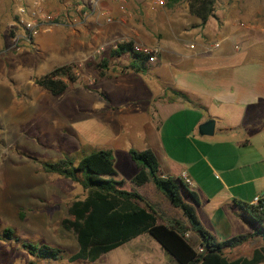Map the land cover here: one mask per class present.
I'll list each match as a JSON object with an SVG mask.
<instances>
[{"label": "crops", "instance_id": "crops-1", "mask_svg": "<svg viewBox=\"0 0 264 264\" xmlns=\"http://www.w3.org/2000/svg\"><path fill=\"white\" fill-rule=\"evenodd\" d=\"M76 1L60 8L63 16L55 14L60 26L67 29L46 34L60 31L62 39H75L74 33L84 39H76L78 49L65 46L63 41L50 42L53 60L64 61L71 49L72 54L83 56L114 39L120 41L123 35L133 44L160 50L154 63L138 59L145 67L141 72L129 67L136 62L130 53L114 57L131 71L99 79L92 100L93 122L103 131L115 132L114 139L130 136L133 142L137 138V151L148 149L154 154L162 178H179L184 172L190 180L188 190L197 197L196 218L215 240L252 233L253 222L242 205L250 206L254 196L264 193V60L246 54L264 46V0H214L219 11L213 10L204 23L189 14L185 1L168 7L165 0L162 5H155V0H114L109 11L103 3L96 7L98 0ZM126 2L130 4L125 6L129 28L124 33L111 26L80 29L85 21H97V8L105 10L102 15L114 16L116 9L124 10ZM11 18V0H0V31L7 30ZM138 18L151 21L144 20L140 30L130 22ZM150 22L153 25H147ZM114 23L120 25L118 20ZM40 34L43 32L33 39L30 49L38 51ZM213 43L218 47L213 48ZM207 120L214 122L212 135L201 136L198 126ZM98 145L111 152L110 146ZM134 190L161 216L159 223L186 225L182 213L150 183ZM261 225L264 228V209ZM189 235L191 232L184 234L186 238ZM192 241L197 243L195 236ZM150 245L141 241L128 257L140 262L126 264H175ZM260 247V238L254 236L225 250L223 256L227 261L248 259ZM257 264H264V260Z\"/></svg>", "mask_w": 264, "mask_h": 264}, {"label": "rangeland", "instance_id": "rangeland-1", "mask_svg": "<svg viewBox=\"0 0 264 264\" xmlns=\"http://www.w3.org/2000/svg\"><path fill=\"white\" fill-rule=\"evenodd\" d=\"M183 1L188 7V2ZM67 2L73 6L77 1L43 0V6L60 17L64 15V10L60 8ZM114 2L98 0L96 7H101L103 3L102 6L108 10ZM126 5L130 6L126 2L124 10L119 12L116 9L118 14L114 16L102 15L105 10L101 8L94 9L98 13L97 21H85L80 29L84 31L87 28L91 30L92 27L96 29L111 26L118 33H124L129 28L126 24ZM215 5L213 3L212 11H219ZM105 18L110 21L105 22ZM115 20L120 25L115 24ZM144 20L149 19L142 21L138 18L130 22L142 30ZM150 24L153 25L151 22L147 25ZM57 29L67 28L59 26L49 31ZM18 32L19 27L11 25L7 30L0 31V264L139 263V260L128 257L140 247L143 240L154 247L155 253L162 252L150 237L143 234L102 255L93 263L68 261L76 252V243L72 234L62 229L60 221L67 217L68 204L82 199L85 191L76 183L44 172L41 165L64 158L71 159L75 164L82 156L100 149L98 144L110 146L113 168L131 186L128 177L136 166L130 161L127 148L139 149L137 147H140V141L134 137L133 143L130 136L114 139L115 132L103 131L93 122L95 113L92 109L99 79L109 78L117 71L127 74L131 69L126 63H120L121 61L109 56L111 46L116 45L119 39L112 40L108 45L98 46L102 51L92 58L90 56L97 47L83 56L71 53L72 49L80 47L76 39H84L75 36V33L72 36L75 39H62L60 31L49 35L44 32L38 37L41 42L38 51H35L13 41V36ZM45 36L48 38L44 40ZM120 38L130 41L125 35ZM61 41L72 48L67 51L71 55L64 61H55L50 56L52 48L49 44H60ZM246 56L264 60V46L251 49ZM102 60L106 61L103 67L100 66ZM65 64L73 66L76 80L67 84L62 94L53 96L36 84L37 80L53 68ZM169 151L167 153L171 155ZM142 193L146 196L145 191ZM182 197L185 202H191L185 194ZM143 201L146 202L144 198ZM144 203L137 204L143 206ZM4 229L12 232L13 239L6 241L2 238L1 232ZM193 238L194 235H189L187 240L197 250V243L192 241ZM21 243L46 245L59 249L60 253L54 260L39 259L23 251Z\"/></svg>", "mask_w": 264, "mask_h": 264}, {"label": "trees", "instance_id": "trees-1", "mask_svg": "<svg viewBox=\"0 0 264 264\" xmlns=\"http://www.w3.org/2000/svg\"><path fill=\"white\" fill-rule=\"evenodd\" d=\"M180 1L183 0H165V4L170 7ZM186 1L189 14L201 23L211 15L214 0ZM131 44L128 41L116 45L109 56L119 57L130 53L137 63L129 67L136 72L144 71L145 67L138 59L146 58H139V55L131 53ZM75 80L73 66L68 64L53 68L37 80L36 84L53 96H58L66 90L67 84L74 83ZM127 154L136 166V172L129 180L131 186L116 173L111 152L105 149L84 155L75 164L71 159L64 158L41 165L44 172L76 183L85 191L82 199L68 204L67 217L60 221L62 229L71 233L76 243V252L68 261L93 263L102 255L143 234L150 237L175 264H257L264 260V228L261 225L264 208L257 210L242 205L253 222V232L217 241L198 222L194 210L197 197L180 178H162L156 158L148 149H129ZM146 183H150L173 208L182 213L186 225L178 221L158 222L156 213L134 190V187H141ZM183 194L189 198L190 203L184 201ZM262 196L264 197V193ZM137 203L144 205L139 206ZM187 232L196 237V246L201 249L200 252L184 236ZM1 236L6 241L13 239L9 229H4ZM254 236L260 238L262 247L255 249L250 258L227 261L223 256L225 250L236 248ZM20 248L39 259L54 260L60 253L59 249L46 245L21 243Z\"/></svg>", "mask_w": 264, "mask_h": 264}, {"label": "built area", "instance_id": "built-area-1", "mask_svg": "<svg viewBox=\"0 0 264 264\" xmlns=\"http://www.w3.org/2000/svg\"><path fill=\"white\" fill-rule=\"evenodd\" d=\"M155 5H162V0H155ZM11 10L13 16V22L11 26L19 27V32L13 36V41L27 48H33L32 41L39 34L48 32L52 28H57L60 23L56 19V15L47 11L43 6V0H11ZM128 41L120 40L116 45L123 44ZM116 45H112V50ZM213 48H217L218 44L213 43ZM187 48H192L188 45ZM102 48L99 47L94 50L90 57L100 54ZM131 53L146 58V62L154 63L160 52L156 47H145L141 44H131ZM181 181L186 185H190V180L183 172L180 174ZM249 205L257 210L264 208V197L262 194L256 195L252 198ZM200 248L197 249L200 252Z\"/></svg>", "mask_w": 264, "mask_h": 264}, {"label": "water", "instance_id": "water-1", "mask_svg": "<svg viewBox=\"0 0 264 264\" xmlns=\"http://www.w3.org/2000/svg\"><path fill=\"white\" fill-rule=\"evenodd\" d=\"M214 122L207 120L198 126V134L201 136H211L213 131Z\"/></svg>", "mask_w": 264, "mask_h": 264}]
</instances>
